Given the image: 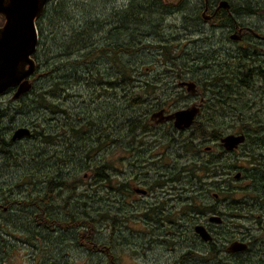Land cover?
Wrapping results in <instances>:
<instances>
[{"label":"rangeland","instance_id":"1","mask_svg":"<svg viewBox=\"0 0 264 264\" xmlns=\"http://www.w3.org/2000/svg\"><path fill=\"white\" fill-rule=\"evenodd\" d=\"M185 1L192 4L193 11L188 12L184 6L178 5L183 0H164L169 6L163 20L159 18L161 8L156 11L153 9L155 5L147 9L138 5L136 11L130 12L125 25H122L120 16L127 12L130 0L48 1L52 4L50 11L37 24L39 41L42 33L45 44L40 57L50 63L48 69L54 61L66 60L64 54L78 60L97 38L105 34L110 37V44L124 43L133 51L121 57L134 70L136 92L144 90L141 86L147 80L159 82L152 85L139 98L140 102L128 111L124 101L114 99V95L99 99L91 95V87L71 84L73 88L68 93L81 95L77 101L95 120V123L87 121L81 124L84 133L81 142L85 146L92 149V145L96 144L94 135L91 140L88 137L89 134H98L100 127L105 134L106 127L102 122L108 103H112L118 111L113 110L116 126L109 127L108 131L115 132L118 125L126 123L130 111L140 116L145 126L140 127L134 136L123 135L117 145L110 147L103 141L106 143L103 147L105 153L99 152L93 162L104 166L106 163L110 168L107 171L109 178L97 177L91 170L82 173L80 183L74 184L75 188L66 187L63 194H59L57 189L54 198L47 205H41L50 217L70 223L74 222L72 218L76 219V223L86 220L89 224L91 222L92 230L87 224L65 227L58 223L49 227V220L48 226L38 224L35 221L37 208L35 204L30 205L34 202L30 199L31 194L35 198L47 193L42 181L46 175H37L38 171L47 170L42 158L51 161L53 165L49 171L55 170V173L63 169L65 173L73 172L77 166L73 163L75 158H69L71 149L69 151L67 138L75 124L68 115L47 112L39 120V128L46 129L51 137L49 142L36 135L17 142L19 150L16 153L25 149L26 152L14 161L13 168L0 174V195L13 200L12 204H9L10 200L4 202L5 210L0 208V264H264L260 261L264 258V224L259 223L264 218V210L254 206L255 200L248 187L251 184L249 178L244 174L243 177H236L242 168L248 170L250 157L264 155V145L260 146L262 142L258 140L262 138L264 143L262 82L257 76L242 78L245 70L264 65V38H260L264 36V14L256 12L264 11V0H234L238 23L260 35L251 36L244 32L245 39L241 41L228 38V29H232L233 24L222 27L196 20L200 6L204 7L202 0ZM140 3L143 5V2ZM54 6L57 7L52 9ZM142 10L147 13H140ZM187 12L190 13L188 16ZM97 21L99 26L92 24ZM121 29L128 32L117 35ZM245 51L248 55L241 58ZM164 52H170L166 62ZM227 59L236 63L231 65V71L226 76L228 85L223 87L225 97H219L228 99V107L227 104L222 107L213 102L215 94L209 90L207 77L211 71L205 66L211 67V64L217 61L223 63ZM91 63L88 65L97 66L96 70L114 77V67L108 57L102 59L100 65ZM242 65L247 68H242ZM75 67L78 76L84 77L82 66ZM41 70L34 73L30 80L35 83L33 78H36L37 85L44 83L42 86L48 90L57 76L55 73L45 76ZM72 74L75 73L63 70L58 77L63 80L62 77ZM180 81H193L195 92L180 86ZM153 87L156 89L153 90ZM13 92L0 96V107L6 114L3 129L18 126V123L12 122L11 116L22 102L13 99ZM68 93L60 94L59 107L62 111L72 106L71 98L66 97ZM168 93H174V96L168 97ZM158 103L169 111L192 105L200 107L197 123L209 136L192 138L195 128L191 127L175 133L170 123L155 128V120H151V116L159 111L153 109ZM19 116L17 114V118ZM212 116H217L219 126L209 125ZM33 118H36L35 115ZM149 124L154 128L151 129ZM220 125L222 136L240 133L245 128H258L259 138L253 140L255 137H250L245 145L229 155L224 152L220 140L210 137L211 130L220 131ZM120 132L124 134L126 130L121 128ZM171 139L180 144H171ZM207 146L212 147L210 152ZM209 159L219 161L223 166L221 170L214 168V171L217 170L214 176L200 168L201 163ZM3 161L0 160V163ZM26 173L29 178L25 177ZM33 173L36 175L31 180ZM136 187L149 192L142 195L136 192ZM214 193L219 195L222 205L217 211L224 217V225H209L216 233L215 241L224 249L231 241L244 238L250 244V254L236 257L225 252L220 258L213 259L207 253L208 247L192 236L195 235L194 226L206 223L213 213L202 207L215 201ZM191 203L192 206L197 203L200 210L186 207ZM182 217L185 221L181 220ZM180 225L187 226L192 235L176 230ZM187 253L191 255L183 258Z\"/></svg>","mask_w":264,"mask_h":264},{"label":"trees","instance_id":"2","mask_svg":"<svg viewBox=\"0 0 264 264\" xmlns=\"http://www.w3.org/2000/svg\"><path fill=\"white\" fill-rule=\"evenodd\" d=\"M130 1L131 3L127 8V12L123 13L120 16L122 25H125L130 12L136 11L138 5H140L141 7H145L146 9L155 5L153 9L156 11L157 9L161 8V11L159 12L160 14L159 18L160 20L165 19L166 7H168L169 5L167 6L164 3V0H151V2L149 0H130ZM202 1L204 2V6L206 5V1H208L210 11H211L212 3L219 2V0H202ZM138 2H143L142 3L143 5H141V3L138 4ZM230 2L234 4V0H230ZM178 5L184 6V9H186L188 12L193 11L192 4L189 1L183 0V2ZM51 6L52 4L47 3L46 5L47 10H45V12L39 16V18L37 19V24H38V21L40 22L42 17L46 16V14L50 11ZM56 7L57 6H54L52 7V9ZM188 12L186 16L190 14ZM222 12L223 14H221ZM140 13H147V12L142 10L140 11ZM211 13H214V9L211 11ZM220 15L221 17L222 16L225 17L224 19H227V20H223L220 18L221 21L223 22L231 21V16H229L228 11L221 9L220 12H218V14L215 15V19L217 18L219 19ZM203 16L204 14L202 13L198 14V18L201 21H203L204 19ZM3 23H4V17L0 15V25H3ZM92 24H96L99 26L98 21L92 22ZM102 25L103 24L101 22V26ZM99 29H101V27H99ZM102 29H104V27H102ZM106 32L107 31L105 29V33ZM127 32L128 30L121 29V31H119L117 35H121L124 33L126 34ZM43 38L44 37H42V33H41V39L39 41L37 51L33 55L34 59L36 60V63H38L37 65L38 67L36 68L35 73L38 70L42 69L41 73L43 72V75L52 76V74L55 73L57 77L53 78L55 79V81H53V83L50 86V89L48 90L45 89L46 87L42 86L44 83L41 85H37L36 78H33V81L35 83L32 82L31 89L28 92L21 95L19 98H13L18 101H21L22 104H21V107H19V109L16 110V112L14 113V116H11L12 122L18 123L17 128L20 126L28 127L29 125H31L29 126V128L31 129V134L23 138L33 137L34 135H36L41 140L46 139V142H49L51 137H49V134L45 132L46 129L39 128V125H40L39 120L44 118L45 113L47 112H51L53 114H57L58 112H64V114H67L68 117L71 119V121L75 124L70 129V136L67 138L69 151L71 149L69 158L71 159L75 158V160H73V163L77 164V166L73 170V172L65 173V170L63 169L64 171L59 170L58 172L55 173V170L49 171V169L53 165L51 161L46 160L45 158H42L45 160V164L47 165V170L45 172L38 171L37 175L38 174L46 175V177L42 181L44 183L45 191H47V193L45 192L44 196L39 194L35 198H32V194H31L30 199L31 201H34V202L30 203V205L34 206L35 204V207L37 208L36 213H35V221L38 224H44L45 226H48L47 225L48 220L50 221L49 227H53L58 223L60 225H66L65 227L73 226V225L74 226H77V225L85 226L84 224H87V226L89 227V230H92L93 226L91 225V222L89 224V222H87L86 220L76 223V219L72 218L74 222L70 223V222L62 221V219L58 217H50L46 214V212L41 207V205L42 206H44L45 204L47 205V203L50 202L54 198L53 194L56 193L57 189L60 190L58 192L59 194H63L66 187L75 188L76 186L74 184L76 182L80 183V178H81L82 173L86 174L87 172L91 170V171H94L97 177H105V178L108 177L109 178L107 174V171L110 169L109 166L106 163H105V166L102 164L98 165V163L93 162V159L97 158V154H99V152L105 153L104 148L106 146V143L110 147L117 145L118 143L122 141L121 138L123 137V135L134 136L136 132L140 129V127L145 128V126L143 125V121L141 120V117L134 115L133 111H130L127 114L129 118L127 119L126 123H124L123 125H118L115 132L108 131L109 127L116 126V124L114 123L116 122V119L114 118V111L118 112L117 107H113L111 105L112 103H108V105L105 108V120L102 122L106 127L105 134H103L102 132L103 130L100 127V129L97 132L98 134H89V137H88L91 140L94 135V137L97 138L96 140H94L96 144L92 145L93 146L92 149L90 147L85 146V144L81 142L82 135L84 134L81 130V124L84 125V123H86L87 121L91 123H95V120H94V117L90 116L87 111H84L85 106L81 107V104L77 101V98H81V95L68 93L69 89L71 90L73 88L71 84L91 87L92 91L89 90L91 95L92 96L96 95L99 99L105 98V95H108V96L114 95L113 97L114 99H119V100L124 101V103L126 104L125 110L128 111L140 102L139 98L142 95H145L147 91L150 90V87L152 85L154 84L156 85L159 81L147 80L141 86L144 88V90L141 93L136 92L134 90V85H133V82L136 80V78H134V70L132 67L129 66V64H127L126 62H123L122 60L123 58L121 57L122 55L131 54L133 51L130 50L129 48L130 46L124 45V43H116L115 45L110 44V41H109L110 37L105 36V34L97 38V40L93 42L92 47L88 48V51L84 55H81L78 58V60L70 59L67 57V54H64L63 56H66L67 58L66 60L59 59L58 61H54V65L51 67V69H48L50 63L47 61H46L47 63L45 61H42V58L40 57L42 53L41 48L44 47L45 45ZM167 54H170V52L168 53L164 52L165 62L169 60L166 57ZM105 57H108L110 63L113 64L114 70L112 72L115 73L114 77H111L110 75L107 76L106 74L104 75L101 72V70H96L97 66L88 65L89 62H93L91 63V65H100V63L102 62V59H105ZM46 60H48V58H46ZM233 63H236V61L227 59V60H224L223 63H219L217 61V63L211 64L212 65L211 67L209 65L205 66V68H209V70L211 71L207 77L209 78V81H210L209 90L215 94L213 95V98H215V101L213 102L215 103L217 102L221 104L222 107H225L226 104L228 107V101H227L228 99L222 100L219 97H225L223 87L225 85H228L226 76L229 73V71H231L230 69ZM73 64L74 66H72ZM76 65L82 66V69L85 73L84 77L78 76L79 73L75 72L77 70V68L75 67ZM241 67L247 68L246 65H242ZM62 69L69 70L71 73L74 72L75 74H72L71 76L66 75V77H62L63 78L62 80L60 77H58L59 72L63 71ZM218 70L221 71V73L218 72ZM254 76H257L260 79V81L262 82L261 86L264 89V65L263 64L257 67H253V69L245 70L242 73L243 79L244 78L249 79L250 77H254ZM47 79L48 77L46 78V81ZM66 79L68 80L65 81ZM242 82H245V81H242ZM226 88H231V87L226 86ZM154 89H156V87H153V90ZM167 89L168 88H166V90ZM10 92H13L12 89L7 91L6 94ZM62 93H68L66 97L69 96V98H71V103H72V106H69L70 108L67 107L63 109V111L60 110L61 107H59V99L61 98L60 94ZM173 96H174V93H168V97H173ZM177 100H174L175 103L178 102ZM161 108H162L161 103H158V105L155 106L153 109L160 110ZM17 114H20L18 118H17ZM5 115L6 114H4L2 108L0 107V160L2 159L4 160L2 163H0V174H2L4 171L8 172V168L10 169L13 168L14 161H17V159L26 152V149H25L21 152L19 151L18 153H16V151L19 150L18 147H16V144L22 138L16 139V140L12 138L15 129H17L16 127L13 129L11 128L3 129ZM34 115L36 118H33ZM210 121H211L209 124L210 126L212 127L219 126L217 116H212ZM121 128L126 130L124 134L120 132ZM191 128H195L192 134V138H194L195 136L207 138L209 136L204 131L203 126L199 124V122L197 123V118L195 119V122L193 123ZM242 132H245L247 134L248 139L246 140V143L249 141L250 137L251 138L255 137L253 140H256V137H258L260 134V131L258 130V128H254V129L245 128L242 130ZM221 133H222V127L220 125V131L218 129L211 130L210 137H212V139L214 140H220V138L222 137ZM83 140L87 141V138H83ZM103 141H105L106 143L104 144ZM186 144L188 143H185V145ZM69 151H66L65 153H69ZM107 153H109V148L107 150ZM75 154L76 156H74ZM257 156H260V155H255L254 158L256 159ZM38 158L41 159L40 157ZM259 159L260 158L254 160L255 164L258 168H263L264 165H262L260 161H258ZM48 161L50 162V164H48ZM32 168L35 169L37 167L32 166ZM41 168H43V166ZM41 168H39V170ZM200 168L201 170L210 172V174L214 176V173H216L217 170H221L223 166L220 164L219 161H213L209 159L207 161H203L200 165ZM214 168H217V170L214 171ZM34 175L36 174L33 173V175H30L31 180L35 177ZM25 177L29 178V174L26 173ZM71 178H73L74 180L71 181L70 180ZM262 182H264L263 175L255 177V185L260 186ZM1 190L2 188L0 187V191ZM7 200H10L9 196L3 197L2 195H0V208H3L5 210L6 207L4 206V202ZM12 202L13 200H10L9 204H12ZM186 207L192 210L200 209L199 207H197V203H195L194 206H192V203H191V205H187ZM176 230H178V228H176ZM178 231H182V230H178ZM186 234L192 235L189 230L186 231ZM89 235H91V233H89ZM192 236H194V238H196L198 242L206 245L205 243H203L204 241L200 238L198 234L195 233V235H192ZM208 249H209L208 252L212 255L213 259L221 257L218 254L219 252L218 247L212 245V247H209ZM188 255H191V253L185 254L183 258H186ZM260 261L264 262V258H262Z\"/></svg>","mask_w":264,"mask_h":264},{"label":"water","instance_id":"3","mask_svg":"<svg viewBox=\"0 0 264 264\" xmlns=\"http://www.w3.org/2000/svg\"><path fill=\"white\" fill-rule=\"evenodd\" d=\"M49 0H0V15L4 17V23L0 26V96L9 90L13 92V98H19L32 87L30 78L36 71L37 63L33 57L39 45V31L37 19L44 12ZM227 0L220 2L219 7H229ZM237 38V37H233ZM186 86L191 93L195 92L196 84L193 81L180 83ZM200 108L192 105L181 108L170 114L164 115L161 110L156 115H163L162 119H173L177 129L190 128ZM31 134L27 126L15 129L12 138L14 140ZM223 147L231 151L240 144L246 142L245 134H227L220 139ZM140 192L139 189L136 190ZM210 222L221 223L223 218L219 215H211ZM195 232L204 241L212 240V236L204 225L197 224ZM248 248L246 242H233L230 251H243Z\"/></svg>","mask_w":264,"mask_h":264},{"label":"flooded vegetation","instance_id":"4","mask_svg":"<svg viewBox=\"0 0 264 264\" xmlns=\"http://www.w3.org/2000/svg\"><path fill=\"white\" fill-rule=\"evenodd\" d=\"M221 1H223V0H219V2L218 3H212V6H211V11L214 9V13H211V11H210V9H209V3H208V1H206V5L204 6V8H202L201 6H200V8H199V13H202V14H204V19H203V21H205V22H211V23H215V24H218V25H220V26H229V25H232L233 24V28L232 29H228V31H229V35H228V38H230V39H232V40H235V41H241V40H243V39H245V37H244V32H245V34H250L251 36L252 35H256V36H260L259 34H257L256 32H254L253 31V29L252 28H250V27H244L243 25H241V24H239L238 23V21H237V19H236V16H235V13H236V8H235V5L234 4H232L231 2H230V0H227L228 2H229V4H230V6L227 8V7H219V4H220V2ZM165 3V2H164ZM165 4H167V3H165ZM221 9H223V10H226V11H228V13H229V16H231V21L230 22H223V21H221L220 20V18L221 19H223V20H227V19H224L225 17H221V15L219 16V19L217 18V19H215V15H217L218 14V12H220V10ZM256 12H257V14L259 15V14H264V11H262V12H259L258 10H256ZM221 14H223V12L221 13ZM196 18V20H200L198 17H195ZM194 18V19H195ZM1 26V25H0ZM227 31V32H228ZM237 37V38H233V37ZM261 39L262 38H264V36L263 37H260ZM240 48H243V47H240ZM248 55V52L247 51H245V54H244V56H242L241 58H243V57H246ZM241 58L239 59V60H241ZM181 82H183V81H180L179 82V84L181 83ZM180 86H182L181 84H180ZM183 87H186V86H183ZM12 91H15L14 89L12 90ZM189 107V106H188ZM188 107H186V108H188ZM200 108V107H199ZM163 111V114L164 115H167V114H170V113H172V112H174V111H169V110H167L166 108H164V107H162L159 111H155V112H153L152 113V116H151V120H155V124H156V126H154L155 128H159L160 126H165L166 124H171L170 126H172V128L174 129V131H175V133H177L179 130H185V129H177L176 127H175V125H174V120L173 119H170V120H167V119H162V117H163V115H156L157 113H159L160 111ZM176 111V110H175ZM199 114H200V111H199ZM198 114V115H199ZM197 115V116H198ZM155 117H157V119H155ZM197 118V117H196ZM150 125V124H149ZM153 127V128H154ZM150 128L151 129H153L152 127H151V125H150ZM231 134V133H230ZM233 134H245V136H246V140L248 139V137H247V134L245 133V132H240V133H233ZM223 137V136H222ZM221 137V138H222ZM220 138V139H221ZM258 138H259V136H258ZM258 140H260L261 142H262V144L260 145V146H263L264 145V143H263V141H262V138H259ZM263 140H264V138H263ZM170 142H171V144L172 143H176V144H180V143H178L177 142V140L175 141L174 139H171L170 140ZM246 143V142H245ZM245 143H243V144H240L237 148H235V149H233V150H231V151H228V150H226L224 147H223V145L221 144V146L223 147V150H224V152L226 153V154H229V155H231V154H233L240 146H242V145H245ZM209 152L212 150V147L211 146H207V148H206ZM256 159H258V158H256ZM255 158H252V157H250V162H249V168H247L248 170H246L245 171V169H243L242 168V170H240L238 173H237V175H236V177L237 178H240L241 176L243 177V174L246 176V177H248L249 178V180H250V186H248L249 188H250V191L252 192L250 195H253L252 196V199L253 200H255V207L256 206H258L261 210H264V182H262L261 183V185L260 186H258V185H255V177H258V176H260V175H263L264 176V170L262 169V168H258L256 165H254V163H255V161L254 160H256ZM258 161H260V163L262 164V165H264V155L263 154H261V157H260V159L258 160ZM222 169V168H221ZM216 173H214V175H215ZM253 174V175H252ZM257 188H256V187ZM137 189H139L140 190V194H142V195H147L148 194V192H149V190L148 189H144V188H137L136 187V189L135 190H137ZM249 198H251L249 195H247ZM214 202H210V204H208V205H204L202 208H203V210H210L211 212H213V213H211L209 216H208V220L207 221H205L206 223H198V224H201V225H204L205 227H206V229L209 231V233L211 234V236H212V240H210V241H204L203 243H205L206 245H207V247L209 248V247H212V245L213 246H218V243L215 241L216 240V233H215V231H214V229L212 230V229H210V227H209V225L210 224H215L216 226H222V225H224V217L221 215L222 213L221 212H218L217 211V208H219V207H221L222 205H220V197H219V195L217 194V193H214ZM226 205L227 206H231L229 203H226ZM200 210V209H199ZM204 213V212H203ZM211 215H219V216H221L222 218H223V221L221 222V223H214V222H210L209 221V217L211 216ZM181 220H184L185 221V218L184 217H182L181 218ZM260 221V222H259ZM258 222L259 223H261V224H264V218H263V220H259ZM195 226H197V224L195 225ZM195 226H194V231H195ZM178 230H182V231H184V232H186V231H188V227L187 226H185V225H180V227H179V229ZM196 233V232H195ZM197 234V233H196ZM235 241H239V242H246L247 244H248V248L246 249V250H243V251H230L229 250V247H230V245L233 243V242H235ZM218 248H219V252H218V254L220 255V256H222L225 252H228L229 254H233L234 256H239V255H242V254H250L251 252H252V250H251V248H250V244H249V242H247V241H245V239L244 238H241V239H236V240H234V241H231L230 242V244L226 247V248H221L220 246H218ZM208 251H209V249H208ZM208 251H207V253H208ZM220 258V257H219ZM217 259V258H216Z\"/></svg>","mask_w":264,"mask_h":264},{"label":"bare ground","instance_id":"5","mask_svg":"<svg viewBox=\"0 0 264 264\" xmlns=\"http://www.w3.org/2000/svg\"><path fill=\"white\" fill-rule=\"evenodd\" d=\"M25 139V138H24ZM16 142V141H15ZM221 142V141H220ZM222 144V143H221ZM49 203V202H48Z\"/></svg>","mask_w":264,"mask_h":264}]
</instances>
